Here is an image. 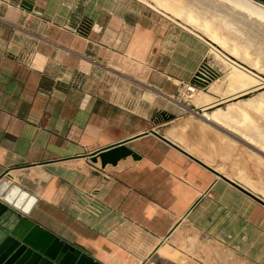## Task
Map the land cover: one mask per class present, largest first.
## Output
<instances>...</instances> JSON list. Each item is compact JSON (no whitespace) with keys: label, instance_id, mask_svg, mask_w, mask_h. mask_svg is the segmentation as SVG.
Here are the masks:
<instances>
[{"label":"crops","instance_id":"0c3cea01","mask_svg":"<svg viewBox=\"0 0 264 264\" xmlns=\"http://www.w3.org/2000/svg\"><path fill=\"white\" fill-rule=\"evenodd\" d=\"M24 1L0 0V177L13 183L5 176L11 169L22 176L30 170L37 177L32 178L36 187L18 183L39 198L29 217L67 241L84 245L103 264H178L153 250L172 236L181 219L195 210L206 214L205 202L210 200L214 244L206 252L204 238L201 254L199 239L197 264H264V208L245 207L214 172L151 133L150 118L122 106L78 69L80 55L61 45V35L47 37L69 23L62 20L59 0H28L31 10L23 8ZM35 7L41 14L32 13ZM145 130L148 134L140 135ZM123 141L153 165L137 179L129 170L139 168L141 161L131 156L105 168L100 159L86 158ZM173 148L195 164L178 156L174 160ZM79 159H84L83 166L71 165ZM121 163L125 165L119 168ZM114 174H125L132 182ZM45 176L54 199L66 187L72 199L75 195L91 202L104 227L94 223L87 228L89 235L74 239L61 235L54 223L48 225L42 219L47 218ZM167 215L183 217L163 236L161 221ZM5 237L0 228V243ZM182 254L190 264L191 257Z\"/></svg>","mask_w":264,"mask_h":264},{"label":"rangeland","instance_id":"374dc122","mask_svg":"<svg viewBox=\"0 0 264 264\" xmlns=\"http://www.w3.org/2000/svg\"><path fill=\"white\" fill-rule=\"evenodd\" d=\"M48 1L53 3V0ZM16 4L22 5L19 1ZM58 5L62 6V20L68 19L69 23L66 28L52 29L47 37L54 33L61 35V45L80 55L77 59L79 70L86 68L89 76L102 85L103 91L122 106L150 118L154 131L165 137L167 131L175 133L190 147L195 158L215 170L221 168V175L246 189L250 186L255 191H249L264 199V137L260 134L264 132V114L251 111L249 118L238 125L237 133H234L207 121L202 111L192 103L191 86L203 91L217 80L219 95L227 88L224 81L227 70L211 54L208 44L183 29L175 19L167 18L139 0H59ZM204 63L212 66L217 76L202 85L194 82V77ZM173 152L174 160L178 156L195 164L175 148ZM86 158L92 161L90 156ZM22 173L23 176L19 171L13 172L15 182L37 186V180H32L37 177L32 176L30 170ZM94 173L101 177L103 171ZM44 179L46 217L53 220L54 228L61 235L76 239L89 235L87 228L94 223L98 229L104 227L101 213L92 210L90 201L77 200L79 197L76 199L75 195L72 199L67 195L66 187L54 199L53 191L48 190V178L45 176ZM218 179L245 201V207L264 208L248 194L224 179ZM60 203L64 206L57 212ZM205 203L206 214L202 210V215H199L195 210L184 216L185 219L167 240L191 257L190 264H197L199 239L202 240L201 254L204 253V238L207 240L206 252L214 244L211 231L213 202ZM180 217L183 215L163 217V236ZM103 232L108 234L106 230Z\"/></svg>","mask_w":264,"mask_h":264},{"label":"bare ground","instance_id":"6f19581e","mask_svg":"<svg viewBox=\"0 0 264 264\" xmlns=\"http://www.w3.org/2000/svg\"><path fill=\"white\" fill-rule=\"evenodd\" d=\"M147 7L175 19L183 29L190 31L211 47V54L227 70L224 76L226 91L219 95L213 81L207 90L197 91L194 86L192 103L202 111V116L216 125L235 132L238 125L249 118L250 112L264 114V7L249 0H139ZM32 13L41 14L35 7ZM190 28H189V27ZM212 66L205 68L201 79L216 75ZM87 73L86 68L81 70ZM225 105V107H221ZM234 129V130H233ZM144 131V130H143ZM142 131V132H143ZM146 131V130H145ZM166 137L193 155L179 136L167 131ZM264 137V132H260ZM239 135V134H238ZM246 139L245 136H241ZM249 142V141H248ZM84 159L72 163L81 167ZM124 163L119 168L124 167ZM223 174L221 168L216 169ZM14 171L9 177L15 182ZM246 186L245 184H242ZM249 190L255 191L250 186ZM64 203L60 204V208ZM36 215L42 218L39 212ZM181 218V217H180ZM48 225L53 220L42 218ZM182 220V219H181ZM177 229V228H176ZM175 229V230H176ZM159 257L178 264H186V257L165 238L154 248Z\"/></svg>","mask_w":264,"mask_h":264},{"label":"water","instance_id":"95a60500","mask_svg":"<svg viewBox=\"0 0 264 264\" xmlns=\"http://www.w3.org/2000/svg\"><path fill=\"white\" fill-rule=\"evenodd\" d=\"M249 1L264 7V0ZM32 6V3L28 0L23 2V8L25 9L31 10ZM209 66L207 63L202 65L200 70L195 74L194 82L205 85L212 81L215 75L201 79L202 72ZM151 133L211 170L218 177L248 194L264 206L263 198L253 194L245 187L228 179L224 175H221L215 169L195 158L157 131L151 130ZM144 134H148V132L145 131L140 135ZM96 154H98V157L92 155V161L98 162L100 159L102 168H105L109 164L117 166L120 160L126 159L129 156L135 161H141L139 168L129 170V173L134 179L139 178L144 172H147L153 167L140 154L127 147L124 141L102 149ZM114 175L121 177L122 180L129 184L132 182L125 174ZM38 201L39 198L36 195L24 189L18 183L6 181L4 175L0 177V228L6 232L5 239L0 243V264H103L94 258L84 245L67 241L56 233L44 228L36 221H33L29 215ZM182 221L183 219L170 231L168 236L172 234Z\"/></svg>","mask_w":264,"mask_h":264},{"label":"built area","instance_id":"2783aa9c","mask_svg":"<svg viewBox=\"0 0 264 264\" xmlns=\"http://www.w3.org/2000/svg\"><path fill=\"white\" fill-rule=\"evenodd\" d=\"M5 176L9 177V173H7Z\"/></svg>","mask_w":264,"mask_h":264}]
</instances>
